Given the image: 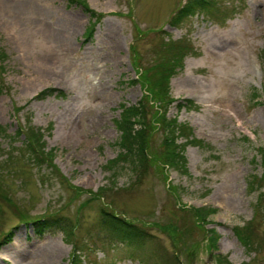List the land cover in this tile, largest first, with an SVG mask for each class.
Listing matches in <instances>:
<instances>
[{"label": "rangeland", "instance_id": "374dc122", "mask_svg": "<svg viewBox=\"0 0 264 264\" xmlns=\"http://www.w3.org/2000/svg\"><path fill=\"white\" fill-rule=\"evenodd\" d=\"M80 1L85 6L0 0L13 20L0 28V264L42 256L73 264L77 249L82 264H216L217 254L222 264H264V0H216L215 14L204 10L180 24L171 21L185 0ZM90 17L97 23L87 39ZM174 48L183 57L168 55L174 70L165 93L157 68ZM146 94L147 162L136 171L122 163L112 175L120 104ZM157 108L187 126L188 140L202 142L185 146L187 171L162 160L172 148L163 144L165 117L151 118ZM28 124L41 129L40 148L51 154L35 164L19 147ZM175 139L185 144L184 134ZM47 160L64 179L50 176ZM204 206L216 212L204 219L196 209ZM103 211L141 237L111 235ZM41 216L54 222L50 232L26 224ZM236 226L252 235L249 250Z\"/></svg>", "mask_w": 264, "mask_h": 264}, {"label": "trees", "instance_id": "16d2710c", "mask_svg": "<svg viewBox=\"0 0 264 264\" xmlns=\"http://www.w3.org/2000/svg\"><path fill=\"white\" fill-rule=\"evenodd\" d=\"M78 3H81L83 6L84 3L79 0ZM208 10L210 13L212 12L215 14L216 8V0H185L184 3L181 5V7L177 10L175 15L172 18L171 23H181L187 18L195 15L196 13L198 14L199 12L203 10ZM94 13V12H93ZM95 16L92 15V18L97 17V14L94 13ZM99 18V17H97ZM95 23L91 21L90 25L87 27L86 31V36H90L92 29L94 27ZM167 44H164V49H168L166 47ZM173 52V54H172ZM181 48H174L172 51H167L165 55L166 61L168 60V55L171 57L173 55H176L180 60H182L183 55L180 53ZM173 65H170V62L167 61L166 64H162L160 68L163 70H159L157 68L158 73L160 72V78L158 80L159 84L161 87H164L165 93H167V90L169 89V79L172 75V71L174 70V62H172ZM164 71V74H163ZM138 81L141 84H145L146 78L143 76L142 73L138 76ZM148 83V82H147ZM151 85V84H150ZM153 86V85H151ZM147 87V86H146ZM147 89V88H146ZM45 92H40L39 94L36 95L37 98L42 96ZM153 93H150V95ZM256 96V93H254ZM150 95L146 96L144 95L143 98L139 100V102L132 104L130 106L126 105L125 103L120 104L121 112H120V117L118 120H116V126L118 130L120 131V137L118 140V146L120 151L118 152L117 156L113 159H110L107 161L108 163V168L111 171V174L114 175L116 171V167L121 166L122 163H128L133 170L136 171L138 168V165L146 163L147 162V151L149 149V136H148V130L149 124H148V116H147V105L148 102L151 100V98L148 99ZM155 95V94H154ZM153 95V96H154ZM257 97V96H256ZM254 97V98H256ZM152 98H157L160 102V100L157 96H154ZM190 101V100H189ZM163 102V101H162ZM192 102V101H190ZM257 102V101H255ZM157 112L155 114H158V116H152L151 118L155 117H165L164 120H162V125H163V131L165 134V139L163 144L166 145V147H171L172 151H168L166 148L163 149V155H162V160L164 161L165 165L168 167H175V168H182L184 171H187V159L184 154L185 146L188 143H199L201 142L200 140H197L195 138H191V140H188L189 134L185 128L184 124H181L177 122L176 119H167L166 118V113L165 111L162 112V109L157 108ZM165 114V115H164ZM30 120L27 119V122ZM22 133V129L19 130L18 134ZM184 134L186 137L185 144H178L176 142L175 137L178 136V134ZM191 133V132H190ZM43 134L41 132L40 128H37L33 125H27L26 126V131L24 132V140L22 144L19 146L21 149H24V151L27 154V159L30 161L32 164L38 163L44 159H46V156L51 155L50 153L44 152L40 146L43 143L42 141ZM202 143V142H201ZM49 152V151H48ZM260 153V162L264 165V147H260L259 149ZM54 156V155H53ZM10 156L8 155L5 160L9 162ZM52 161V159H50ZM47 164V167H45V170L49 172L50 176L52 178H55L57 180H62L64 179L62 175H58V171L53 168L55 166L52 164V162L45 161ZM2 165H0V169L5 168L4 162ZM46 166V165H45ZM48 168L53 169L52 172L49 171ZM55 172V174H54ZM56 175V176H54ZM257 177V176H255ZM258 181L256 183H259L260 177H257ZM53 181V180H52ZM50 182V181H48ZM252 185H255V181L250 183V187L252 191L256 188ZM72 189L74 191H80L82 192V189H78L74 186H72ZM261 187V186H260ZM258 188V190L260 189ZM76 193V192H75ZM263 193V191H260L258 194V199H260V196ZM96 196V195H94ZM199 214L204 217V219L210 215L216 212L215 209H212L211 207H198L196 208ZM48 216H41V217H29L26 221V224L32 223L33 227L35 230L39 232H44L46 229H49L54 225L53 221H50ZM102 217H104V226L105 228L109 231L111 235L119 236L123 240H129L131 242H135L138 240L141 236V230L137 228L135 225L131 224L130 222L124 220V218H121L119 216H116L108 211H103L102 212ZM204 224V222H202ZM247 227H250L247 225ZM238 231L242 230L237 233V238L241 242V244L246 247L248 250L250 249L251 246V237L250 233L248 231H244L242 227H235ZM212 230V229H211ZM10 237V233L7 235V238ZM64 240L67 241V238ZM211 246L215 247L214 244L216 243V236H211ZM85 258L82 249H77L76 252L73 253L72 255V263L73 264H82V259ZM177 261V260H176ZM223 259H220L218 257V263L222 264ZM180 263V262H179ZM178 263V264H179Z\"/></svg>", "mask_w": 264, "mask_h": 264}, {"label": "bare ground", "instance_id": "6f19581e", "mask_svg": "<svg viewBox=\"0 0 264 264\" xmlns=\"http://www.w3.org/2000/svg\"><path fill=\"white\" fill-rule=\"evenodd\" d=\"M34 4H32L31 5V7L32 8H37V7H35V6H33ZM38 8H39V10H40V6H38ZM45 13L47 12V9L44 11ZM11 25H12V23H11ZM48 78V77H47ZM13 247H15V246H13ZM11 249V248H10ZM14 250H16V247L14 248ZM15 257H17V261L18 260H21V258H20V256H16L15 255ZM41 260V261H40ZM47 261L48 262H50V257H48V256H42V258H40L39 260H37V261H34V260H32V261H30V262H28V263H26V264H46L47 263ZM40 262V263H39Z\"/></svg>", "mask_w": 264, "mask_h": 264}]
</instances>
